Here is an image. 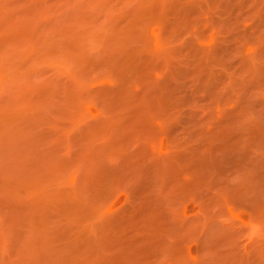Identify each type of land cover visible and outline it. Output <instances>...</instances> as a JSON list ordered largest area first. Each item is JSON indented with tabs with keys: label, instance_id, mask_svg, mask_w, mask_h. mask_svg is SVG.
<instances>
[{
	"label": "rangeland",
	"instance_id": "1",
	"mask_svg": "<svg viewBox=\"0 0 264 264\" xmlns=\"http://www.w3.org/2000/svg\"><path fill=\"white\" fill-rule=\"evenodd\" d=\"M0 264H264V0H0Z\"/></svg>",
	"mask_w": 264,
	"mask_h": 264
}]
</instances>
